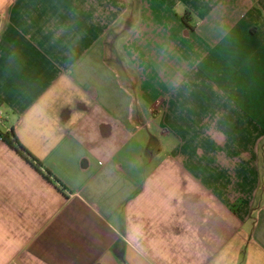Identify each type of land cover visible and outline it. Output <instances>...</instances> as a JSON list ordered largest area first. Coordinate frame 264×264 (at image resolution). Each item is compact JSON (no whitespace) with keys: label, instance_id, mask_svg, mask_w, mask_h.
Listing matches in <instances>:
<instances>
[{"label":"crops","instance_id":"crops-1","mask_svg":"<svg viewBox=\"0 0 264 264\" xmlns=\"http://www.w3.org/2000/svg\"><path fill=\"white\" fill-rule=\"evenodd\" d=\"M0 112V264H264V0H0Z\"/></svg>","mask_w":264,"mask_h":264},{"label":"trees","instance_id":"trees-1","mask_svg":"<svg viewBox=\"0 0 264 264\" xmlns=\"http://www.w3.org/2000/svg\"><path fill=\"white\" fill-rule=\"evenodd\" d=\"M0 139L8 144L12 149L17 151L23 158H25L35 169L38 171L41 170L42 166L37 158H35L24 146L20 143L16 134L13 130L10 132L0 131ZM49 179L52 175L50 172H47Z\"/></svg>","mask_w":264,"mask_h":264},{"label":"built area","instance_id":"built-area-1","mask_svg":"<svg viewBox=\"0 0 264 264\" xmlns=\"http://www.w3.org/2000/svg\"><path fill=\"white\" fill-rule=\"evenodd\" d=\"M3 120V116H2V113L0 112V121Z\"/></svg>","mask_w":264,"mask_h":264}]
</instances>
